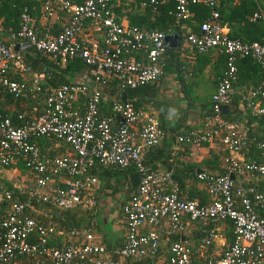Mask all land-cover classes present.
<instances>
[{
  "label": "built area",
  "instance_id": "1",
  "mask_svg": "<svg viewBox=\"0 0 264 264\" xmlns=\"http://www.w3.org/2000/svg\"><path fill=\"white\" fill-rule=\"evenodd\" d=\"M218 1L174 0L175 23L191 14L190 6L202 5L208 10L196 32L183 36L179 48L198 54L218 49L223 55V68L208 105L210 114L202 128L178 133L174 143L199 147L216 140L226 152L228 174L264 177V164L233 156L245 148L246 131L236 118L227 120L220 113V107L229 101L238 59L249 58L264 70V34L251 42L229 37L218 20ZM156 2L141 0L139 5L153 7ZM58 9L66 21L57 33L44 31L38 36L23 7L17 28L7 34L11 43H0V102L3 95L15 100L30 92L39 105L32 107L36 113L29 119L18 113L12 121L0 112V264H21V258L30 260V264H120L124 258H153L160 237L180 231L184 217L213 226L199 245L200 260L195 262L192 247L178 239L169 243L162 264H264L263 194L253 186L235 184L228 174L194 170L209 201L198 204L180 198L169 172L153 171L142 161L144 153L163 137L151 102L133 107L117 99L101 107L105 96L100 87L111 77L127 89L157 82L164 58L163 33L142 31L117 20L108 0H81L78 4L60 1ZM42 11L53 17L49 2H43ZM262 19L258 11L249 15L251 22ZM15 44L49 55L55 65L78 58L88 69V79L62 84L45 93L41 88L43 74L30 71L20 49H14ZM10 73L19 74L21 79L11 80ZM243 99L251 116L264 117V79ZM46 140L61 142L65 149L51 156L48 150L42 153L37 143ZM51 147L59 149L57 143ZM255 147L264 157V141L255 142ZM15 164L22 165L29 176L27 189L5 179ZM95 164L131 167L133 173H139L135 191L127 195L119 209L124 228L121 247L108 250L104 244L93 242L85 229H70L65 244L50 245L55 231L29 217L25 202L17 198L27 195L59 211L73 207L93 211L98 181L87 170ZM222 221L230 226L229 244L204 253L216 237L214 225Z\"/></svg>",
  "mask_w": 264,
  "mask_h": 264
},
{
  "label": "crops",
  "instance_id": "2",
  "mask_svg": "<svg viewBox=\"0 0 264 264\" xmlns=\"http://www.w3.org/2000/svg\"><path fill=\"white\" fill-rule=\"evenodd\" d=\"M29 2L34 0H28ZM50 3L53 12V17H48L42 11V3L35 2L30 5L33 11H30V24L37 31H47L50 34H55L63 23L65 14L59 8V2L64 0H45ZM44 1V2H45ZM254 3L255 10L258 11L264 18V0H220V7L224 8L223 16L219 20L222 28L227 35L242 34L247 37V42L257 41L264 34V19L260 20L258 26L251 25L246 27L245 22H249L248 9ZM35 6H37L35 8ZM35 8V9H34ZM245 10L246 14L243 16L246 21L230 16L233 11L238 12V16ZM120 21H125L120 18ZM250 23V22H249ZM247 28V29H246ZM52 32V33H51ZM179 39V38H178ZM179 41V40H178ZM177 47H167L172 49V52L178 56L182 65L178 73L167 72L162 73L159 79L151 88L146 91L143 97H135V99L143 100V102H151L153 114L156 117L158 127L163 133V137L157 147V152H150L149 148L144 153L147 166L154 165L156 171H166L171 174L184 176L189 175L188 168L191 167L196 170H202L207 173L217 175L223 170V164L219 160L217 153L221 150L220 145L215 140L208 145H200L199 147H192L186 144H174V136L178 133L190 128L191 130H199L201 117L205 114L209 105V97L214 91L215 85L219 79L222 63V55L218 49H210L206 53H194L190 49ZM27 46L21 45L20 51ZM172 64L174 62H171ZM242 73V72H241ZM255 75V74H254ZM245 74L243 76L247 79L248 84L245 86L246 80L241 77L236 79L235 83L231 85V93L226 112H229V117H234L240 122L241 128L245 129L246 133L264 137V117L251 116L249 111L242 107L241 98L249 90L251 84L255 82L257 76ZM25 77V76H24ZM240 80V81H239ZM252 82V83H251ZM248 87V89H246ZM245 91V92H244ZM186 93L189 96H186ZM244 93V94H243ZM241 96V98H240ZM147 105V104H146ZM4 109H8L6 106ZM172 109H175L173 112ZM247 136V135H246ZM248 138V137H247ZM249 138L248 141L252 140ZM247 141V142H248ZM239 152L234 153L236 159L243 161H256L264 164V157L258 154L255 144L248 145ZM48 150V147L47 149ZM152 150V149H151ZM167 156L169 163L167 166H158V160ZM155 159H152V158ZM230 178L235 184L242 187L253 186L258 192L264 195V178L256 176L255 174L230 175ZM182 188L180 193L188 200H194L198 204L207 202V195L203 184L195 181L193 178L183 177ZM116 183V184H115ZM113 186L114 190H111ZM125 185L124 181L119 178H114L106 187L105 192L98 198L95 209L93 210L92 228L90 235L93 242L104 244L108 250H117L121 247L123 242V221L120 215V205L125 200ZM102 202L103 208L106 211L115 212V220L111 218V223L119 225V232L111 228L104 233L99 232L94 222V215H96L98 207ZM118 204V206H117ZM182 226L177 233L165 236L162 235L159 239V246L156 255L152 258V264H162L170 241L183 239L188 242L193 249L192 259L196 262L200 260L199 245L203 240L208 230L213 227L198 221H189L186 217L181 219ZM164 226V224H161ZM96 226V227H95ZM227 222H217L214 225L216 230V237L210 243V251L221 250L226 247L231 240V232L228 229Z\"/></svg>",
  "mask_w": 264,
  "mask_h": 264
},
{
  "label": "trees",
  "instance_id": "3",
  "mask_svg": "<svg viewBox=\"0 0 264 264\" xmlns=\"http://www.w3.org/2000/svg\"><path fill=\"white\" fill-rule=\"evenodd\" d=\"M44 1L45 0H34L31 2H29L28 0H0V43H5V44L11 43V41L7 39V34L9 31L15 30L17 28L19 16L22 12L23 7H25L26 9V14L28 16H31L30 11L32 12L33 9L30 8V5H34L35 2L42 3ZM64 1L78 4L80 3L81 0H64ZM108 1L115 12V16L117 20L120 18H124L128 25L135 26L136 28L142 31H159L162 32L163 35L169 32H173L177 35L179 41H181L183 36H185L187 33L196 32L197 24L205 19L208 11L202 5L190 6L189 9L191 10V14L186 19L179 21V23H175L172 18V13L174 11V6H175L174 0H157L156 4L153 7L150 5L141 7L139 5L141 0H108ZM219 1L215 5V10L218 13V20H220L221 17L222 18L225 17L223 16V11L225 7L222 6L221 8L220 5L218 4ZM36 7L37 6H35V8ZM253 10H255V5L254 3H251V7L248 9L247 14H251L252 13L251 11ZM245 14H246L245 10H243L242 14L239 16L237 11H233L230 16H233L234 18L240 19L242 21H246L245 18H243ZM65 21H66V17L64 18L63 23L61 21V25L59 26L58 30L55 33H57L60 30L62 24H64ZM249 22H245L246 27L251 25L258 26L261 21L255 20L253 22L251 21ZM31 27L32 29H34L32 25ZM34 31L38 36H41L44 32V31H37L35 29ZM228 36L234 39H238L239 41L242 42L250 41L247 40V37H244L241 33L228 35ZM259 39H255V40L258 41ZM20 54L22 56L23 62L30 68V71L37 73L40 72L43 74V82L41 84V88L45 93L48 92L50 89L54 87H58L62 84L79 82L81 80L88 79L87 77L88 69L78 58L68 59L65 63H63V65H55L49 55L41 52H37L33 50L31 47H26L22 49L20 51ZM171 62L174 63L172 64ZM219 63L220 64L222 63L221 68H223V55L221 61L219 60ZM181 65H182L181 61H179L178 56L172 52V49L165 47L164 58L161 66V74L167 72L178 73ZM245 74L246 76L247 75L253 76L254 74H255L254 76H257L255 82L253 83L251 82L252 84L249 87L250 89L255 87L261 80L264 79L263 69H261L256 63H254L249 58H241L238 59L236 62V78L231 83V85L235 83L237 77L238 78L240 77L241 79V77L245 76ZM8 77L11 80H15V81H19L21 79V76L17 73H10ZM245 80L246 82L244 83V85L246 86L249 81H247V79ZM153 84L155 83L147 84L144 86H138L133 89H127L125 87L121 88L119 85V81L115 77H111L104 85L100 87V92L102 93V95L105 96V100L104 102H102L101 107L102 109H104L103 106L106 104L107 101L119 99V95L121 92L124 93L125 101L131 104L133 107H138V106L145 107L147 102H143V100L140 99H135V97H143L146 91H148V89L151 88ZM246 89H248V87ZM246 93L245 94L243 93L244 95L242 96V98L240 96L241 98L240 100L242 104L241 106L244 108H245V104L243 97L246 95ZM186 96H189V94L186 93ZM79 104L81 105V102ZM34 105H37V107H39V105L35 103L34 99L32 98V94L30 92H26L24 96L18 97L15 100H11V98L8 97L7 95H3V99L0 102V112L4 115L9 116L12 119V121H14L15 115L18 113L22 114L25 119H29L31 115H34L36 113L32 111V107H34ZM6 106H8V109H4ZM209 114L210 112L207 107L205 114L201 117V122H200L201 126L199 128H202L205 117L208 116ZM259 116L263 117L261 115ZM222 117L227 120L231 119V117H229V112L223 114ZM188 130L191 129L187 128L182 132ZM246 135L248 139L253 137L252 140L247 142L248 145H253L257 141H264L263 136L255 135L252 133H246ZM52 143H57L59 149L52 148L51 147ZM37 144L40 152L42 153H46V149L48 147V154L50 156L54 155L56 152H59L60 148L65 149V145L55 140L39 141ZM156 148L157 147H153L151 148L152 150L149 149V151L157 152ZM220 149L221 150L217 153V155H219V160L223 164V170L220 174L217 175H224V174H228L227 163L224 161V158L226 157V152L221 147ZM145 155L146 154L143 155L142 161L147 166L146 164L147 161H145ZM168 158L169 157L167 156H163V158L157 161L158 162L157 165L161 167L167 166V164L169 163ZM152 159L155 158L153 157ZM147 167L153 171H156L154 165L152 166L148 165ZM194 170L196 169L189 167L188 168L189 175L186 176H184L183 174L175 175L170 173V176L177 185L180 198L182 197L187 199L186 197L182 196L180 193V189L182 188V184H183L182 183L183 177H188V178L190 177L193 178L195 181H197L194 177V172H193ZM133 172L134 170L131 167L118 168L110 165H100V164L92 165L87 170V174L89 176L96 178L98 181L97 188L95 190L96 202L98 201V198L105 192L106 187L108 186L110 181L117 177H120L124 181L125 195L126 196L129 195L131 191L128 185V175L132 174ZM230 175H234V174L229 173L228 176ZM17 199L19 201L25 202L26 204L25 212L29 217L33 218L38 224L42 226L52 227V229L55 231V234L50 237L49 240L50 245L59 247L62 244H65V242H67L66 233L70 229H76V230L85 229L91 231L90 229L92 228V218H93L92 209L87 210V209L73 207L69 210L59 211L48 204L29 198L27 195L24 196L22 195ZM208 201H209V197L207 195V202ZM205 224L207 225V227H209L210 225L209 223H205ZM228 229L230 230V226L228 227ZM209 248L210 245L206 248L204 253L209 252L210 251ZM20 263L30 264V260L28 261V259L21 258ZM120 264H152V258H142L140 260L124 258L122 259Z\"/></svg>",
  "mask_w": 264,
  "mask_h": 264
},
{
  "label": "rangeland",
  "instance_id": "4",
  "mask_svg": "<svg viewBox=\"0 0 264 264\" xmlns=\"http://www.w3.org/2000/svg\"><path fill=\"white\" fill-rule=\"evenodd\" d=\"M9 177H11V180H8ZM120 177H117L119 179ZM5 179L7 182H14L15 184H22L24 189H27L29 186V176L27 173L23 170L22 166L20 164H15L6 172ZM116 184V183H115ZM111 190L113 191V186L111 187ZM118 206V204H117ZM103 208L102 202L100 203L96 215H94V222L96 223V228L99 232L104 233L107 230H110L113 228L114 230L119 232V225H114L111 223V218L115 220V212L114 211H106Z\"/></svg>",
  "mask_w": 264,
  "mask_h": 264
},
{
  "label": "water",
  "instance_id": "5",
  "mask_svg": "<svg viewBox=\"0 0 264 264\" xmlns=\"http://www.w3.org/2000/svg\"><path fill=\"white\" fill-rule=\"evenodd\" d=\"M178 37L175 33L173 32H169L164 34L163 37V44L164 46L167 47H177L178 46ZM21 48V45L15 44L14 45V49L18 50ZM119 100L121 103H125V97H124V93L121 92L119 95ZM227 108L225 106L220 107V113L221 114H225L226 113ZM139 179V173L135 172L132 173L130 175H128V185H129V189L131 192H134L137 186V182Z\"/></svg>",
  "mask_w": 264,
  "mask_h": 264
},
{
  "label": "clouds",
  "instance_id": "6",
  "mask_svg": "<svg viewBox=\"0 0 264 264\" xmlns=\"http://www.w3.org/2000/svg\"><path fill=\"white\" fill-rule=\"evenodd\" d=\"M172 111L174 112V111H175V109H172Z\"/></svg>",
  "mask_w": 264,
  "mask_h": 264
}]
</instances>
